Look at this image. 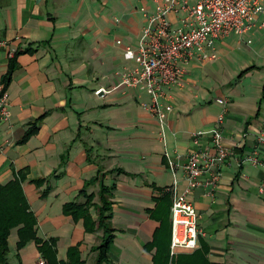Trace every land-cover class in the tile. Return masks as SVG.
I'll list each match as a JSON object with an SVG mask.
<instances>
[{
	"label": "crops",
	"instance_id": "crops-1",
	"mask_svg": "<svg viewBox=\"0 0 264 264\" xmlns=\"http://www.w3.org/2000/svg\"><path fill=\"white\" fill-rule=\"evenodd\" d=\"M196 3L198 0H188ZM170 0H0V81L16 51L13 78L5 88L11 120L0 126V185L27 170L22 184L36 233L42 241L56 239L57 260L79 247L85 264L96 261L92 251L102 231L87 233L83 221L63 213L64 205L97 175L107 172L104 184L114 187L110 264H153L155 249H147L159 227L151 215L157 199L173 186L185 188V166L193 151L212 150L206 132L219 115L222 140L233 152L224 165L219 185L191 191L200 235L199 246L178 255L181 264H264V153L257 138L264 129V29L248 38L218 40L213 59L182 65V86L165 105V138L149 113L146 87L117 86L121 74L135 67L125 60L142 32L141 8L152 11ZM179 16L170 14L173 25ZM120 41L121 44L116 43ZM252 68V69H251ZM250 69L243 76L244 70ZM100 88L106 93L95 95ZM218 99L225 103L220 104ZM44 117L38 133L18 144L30 122ZM7 142V143H6ZM259 153L263 164L240 160ZM122 170L124 173H119ZM33 179H47L37 188ZM206 179V177L204 178ZM98 202L99 187L88 194ZM171 209V208H170ZM93 217L95 210H90ZM8 240L9 264H39L34 242L17 250V229ZM171 255V254H170Z\"/></svg>",
	"mask_w": 264,
	"mask_h": 264
},
{
	"label": "built area",
	"instance_id": "built-area-1",
	"mask_svg": "<svg viewBox=\"0 0 264 264\" xmlns=\"http://www.w3.org/2000/svg\"><path fill=\"white\" fill-rule=\"evenodd\" d=\"M145 21L135 47L128 46L123 53L125 60L136 62L131 70L121 74L117 86L137 88L145 86L151 99L149 113L158 122L162 141L165 138V105L171 100L173 89L181 87L185 76L183 64L213 59L215 43L229 37L243 41L254 31L264 29V0H170L168 5L157 4L152 11L141 8ZM170 14L179 16L173 25ZM116 43L121 44L120 41ZM5 43L0 41V46ZM106 93L104 88L95 92ZM220 104L225 102L218 99ZM9 95L0 81V126L11 120ZM224 115L218 116L215 127L207 131L212 140V150L192 151L183 167L185 188L180 189L175 180L167 189L171 195V246L170 254L178 251L192 252L199 246L198 213L189 199L191 191L201 186L216 189L222 175L221 166L234 154L222 140L221 124ZM258 148L264 150V129L257 138ZM7 143V142H6ZM1 147V136H0ZM1 149V148H0ZM264 153V151H263ZM253 165H262L259 153L241 159ZM206 177V179H204ZM39 264H47L42 258Z\"/></svg>",
	"mask_w": 264,
	"mask_h": 264
},
{
	"label": "trees",
	"instance_id": "trees-1",
	"mask_svg": "<svg viewBox=\"0 0 264 264\" xmlns=\"http://www.w3.org/2000/svg\"><path fill=\"white\" fill-rule=\"evenodd\" d=\"M33 50L27 49L25 51H16L9 59V67L5 76L2 78L4 87H8L12 78L13 72L18 66L16 61L17 57L22 54L32 53ZM252 69V68H251ZM250 69L244 70L240 74L243 76ZM44 117L30 122L25 134L19 139L18 144L26 143L30 137L36 135L38 128L43 121ZM119 173H124L122 170H118ZM27 170H21L17 172L15 178L3 185H0V264H9L8 255L10 248H8V240L12 230L17 229L18 242L16 244L17 250H21L22 247L28 243L34 242L41 254V258L47 262V264H85L80 258L79 247L70 248L67 252V259L63 262L57 260V247L56 239H48V241H42L38 238L36 233L37 218L31 211L30 204L28 203L25 191L22 188V184L27 181ZM107 172L97 171V175L88 182H85L83 189L78 193L76 199L82 197L83 202L77 200L70 202L63 207V213L66 216H70L74 221H83L84 230L87 233L102 231L100 242L97 246L92 248V251L96 253V261L93 264H110L111 261L108 257L109 248L114 240L116 230L113 229L112 221V207L114 202L112 201L114 187H108L104 184V178ZM37 188H41L46 185L45 190L41 193V197L45 198L51 191L50 185L47 179H33L30 181ZM92 185L99 187L98 202H94V194L89 193L88 189ZM172 205V199L170 193L165 190L161 195V198L157 199V207L151 215H153L159 221V227L153 235V240L147 247V249H155L153 255V264H173L174 257L170 255L171 246V214L170 208ZM94 209L96 212V218L91 215L90 210ZM193 252L191 257H185V255H178V263L183 258H195ZM192 264H200V261H196Z\"/></svg>",
	"mask_w": 264,
	"mask_h": 264
}]
</instances>
